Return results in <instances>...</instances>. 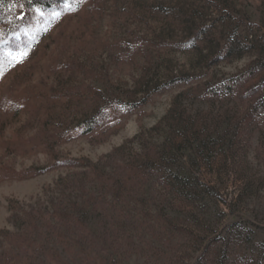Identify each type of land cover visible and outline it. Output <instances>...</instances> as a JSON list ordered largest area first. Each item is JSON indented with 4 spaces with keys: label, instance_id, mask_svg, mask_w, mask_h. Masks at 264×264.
Here are the masks:
<instances>
[{
    "label": "rangeland",
    "instance_id": "374dc122",
    "mask_svg": "<svg viewBox=\"0 0 264 264\" xmlns=\"http://www.w3.org/2000/svg\"><path fill=\"white\" fill-rule=\"evenodd\" d=\"M214 4L204 14L209 50L221 52L238 36L251 51L196 70L197 79L163 88L141 108L112 113L86 135L76 122L98 101L94 88L110 106L145 66L160 77L198 65L195 53L183 48L180 17L165 14L168 5L97 0L77 13H46L35 31L55 18L45 34L0 65V230L17 229L12 201L27 206L53 194L103 196L74 231L50 240L57 261L52 252L21 261L12 253L7 264H264V91L249 97L250 86L264 84V0ZM3 7L22 14L24 0ZM241 77H247L241 92L231 93L228 86ZM178 96L195 125L174 135L168 127L150 131ZM145 130L159 158L147 169L149 179L122 200L110 182L88 179L85 189H61L65 178L85 175L60 162L100 163L114 174L139 150L131 140ZM171 139L184 148L172 149ZM125 143L126 158L107 159ZM10 250L0 242V254L11 257Z\"/></svg>",
    "mask_w": 264,
    "mask_h": 264
},
{
    "label": "trees",
    "instance_id": "16d2710c",
    "mask_svg": "<svg viewBox=\"0 0 264 264\" xmlns=\"http://www.w3.org/2000/svg\"><path fill=\"white\" fill-rule=\"evenodd\" d=\"M8 0H0V26L3 27L0 32V65L8 62L16 51L27 48L29 43H36L37 39L43 36L51 24L54 23L55 18L48 21L47 27H43L40 32H35L43 25L44 15L57 11L59 15L65 16L71 13L80 11L82 5L92 4L97 0H24V12L21 14L14 13L3 7ZM153 1L161 4L162 6L168 5L165 9L167 17H180L183 27V48L187 49L196 55L198 62L196 67L192 70L181 71L174 73L169 71L164 76L158 77L152 74L151 66H145L141 70L138 77L134 78L132 88L124 90L118 95L115 102L107 106L104 93L101 90L94 88V93L99 98L76 122V127L79 129L80 135H86L94 132L96 129L101 128L103 123L111 116L112 113H125L146 105L151 97L163 88L172 85L178 81H190L197 79L200 75H196V70L202 68H209L220 61L232 58L242 57L244 54L251 51V44L240 39L238 36L233 41L227 43L221 52H211L206 43H209L208 34V21L205 19V12L208 2H214L217 5V0H146ZM178 3V4H176ZM35 13L38 15L36 21L29 23V18ZM30 41V42H29ZM146 58H150V54L146 52ZM258 72V70H256ZM249 76L252 77L255 71H252ZM244 78V77H243ZM247 79V77H246ZM246 79L233 80L235 86L231 84L228 86L231 93L236 94L239 88L244 87ZM242 80V81H241ZM234 85V84H233ZM251 92L249 97L257 95L264 91V84L252 85L249 88ZM264 93V92H263ZM243 97V94H241ZM122 98V99H121ZM251 100V99H248ZM254 101V100H252ZM256 107L259 102L256 100ZM259 107V106H258ZM257 107V109H258ZM190 115L186 108H183L179 101V96L175 98L169 113L157 125L151 128L150 131L161 130V127H168L171 134L186 132L193 125ZM164 124V125H163ZM69 125V124H68ZM70 132V130H69ZM111 132V131H110ZM148 131H141L131 142L137 140L140 148L127 163H122L118 171L114 174H107L105 169L101 167L100 163L84 162L78 159H65L58 165L71 167L77 169L83 168L82 174L85 176L82 179L65 178V182H60L61 189L71 187L73 191L85 189V180L90 182H110L109 190L113 193L116 199L122 200L125 194L130 193L135 187L145 183L149 179V171L147 170L150 163H155L159 158V151L156 144L148 145L145 138ZM172 138V137H171ZM170 147L174 150L181 151L184 146L181 141L176 139L169 140ZM127 144L116 148L107 159L119 162L120 157L126 158ZM49 147L48 149H51ZM121 162V161H120ZM107 164V162H106ZM57 165H55L56 168ZM54 166H50L51 169ZM46 171V168L40 170ZM76 171V170H75ZM153 174H155V170ZM150 171V172H151ZM135 186V187H134ZM60 188V187H59ZM53 194L52 197L43 204H29L21 206L18 202L12 201L11 209L13 213L10 217L13 225L17 227L15 231L8 229L0 230V242L6 243L11 246L9 252L16 254L18 260H33L38 253L49 254L51 259L56 260L59 255L57 248L49 250L50 240L53 237L62 239L66 230L74 231L80 224L82 218L89 213L93 208L98 209L99 201L103 200V196H96L95 194ZM91 207H93L91 209ZM7 253L0 254V264H7L12 260V257H7ZM4 257H7L4 260Z\"/></svg>",
    "mask_w": 264,
    "mask_h": 264
},
{
    "label": "snow or ice",
    "instance_id": "6c2138e0",
    "mask_svg": "<svg viewBox=\"0 0 264 264\" xmlns=\"http://www.w3.org/2000/svg\"><path fill=\"white\" fill-rule=\"evenodd\" d=\"M22 58V57H21ZM19 62V61H18Z\"/></svg>",
    "mask_w": 264,
    "mask_h": 264
}]
</instances>
